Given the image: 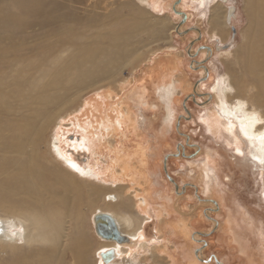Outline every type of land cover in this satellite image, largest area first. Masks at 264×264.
Masks as SVG:
<instances>
[{
    "label": "bare ground",
    "instance_id": "1",
    "mask_svg": "<svg viewBox=\"0 0 264 264\" xmlns=\"http://www.w3.org/2000/svg\"><path fill=\"white\" fill-rule=\"evenodd\" d=\"M57 1L0 0V210L6 213L0 214V250L9 253V260L0 264H93L86 256L93 250L86 231L90 210L94 230L96 216L108 214L126 240L107 241L96 232L102 241L95 264L145 256L142 264L149 252L152 257L166 255L169 264H203L191 251L192 239L197 240L189 223L175 220L164 194L157 195L165 200L154 207L151 197L156 195L143 184L153 153L139 118L143 115L153 127L164 113L163 133L170 130L173 115L165 111L171 110L165 102H178L175 89L180 86L174 68H154L139 84L118 78L123 64L142 60L148 41H137L138 47L128 42L144 33L155 41L168 25L128 4L132 12L116 18L121 28L91 37L75 31L64 11L66 1ZM139 1L152 5L155 0ZM217 9L210 17L211 37L221 38L228 25ZM247 10L249 30L239 54L242 76L236 79L229 71L213 84V96H206L214 99V109L204 119L211 133L231 144L235 160L264 173V0H249ZM168 35L172 40L173 33ZM208 50L212 54L214 49ZM207 74L212 80L213 74ZM107 80L112 87L102 85ZM98 84L96 94L84 95ZM250 89L255 92L247 95ZM83 96L81 111L74 110ZM141 105L149 110L156 106V111L149 117L147 110L140 114L136 106ZM54 123L55 134L48 140ZM46 140L51 160L41 152ZM209 164L204 162L201 174L210 179ZM101 196L104 207L98 208ZM167 235L178 256L170 253ZM238 242L247 249L243 240Z\"/></svg>",
    "mask_w": 264,
    "mask_h": 264
},
{
    "label": "rangeland",
    "instance_id": "2",
    "mask_svg": "<svg viewBox=\"0 0 264 264\" xmlns=\"http://www.w3.org/2000/svg\"><path fill=\"white\" fill-rule=\"evenodd\" d=\"M65 1L67 9L64 11L70 17L68 23L73 25L76 32L91 35V37L96 32L109 33L112 27L117 25V28H121L122 25L116 18L118 15L132 12L127 7L128 4L143 8L148 15L152 14L159 19H164V23L168 25L166 28L168 32L165 33V31L164 34L153 37L155 41L148 39L149 36L144 33L142 36L134 37L138 40L132 38L128 42L138 47L137 41L147 39L148 42H145L143 47L145 55L142 60L123 64L118 74L121 82L130 79L131 83L137 80L135 83L139 84L149 71L161 68L165 64L169 68H174L175 76L180 82V86L175 89V95L179 98L178 102H165L171 107V110L166 108L165 111H170L173 115L170 132L163 133L166 114L161 113L160 118L154 121L153 127L148 126L143 115H140L142 116L139 118L141 129L143 128L142 131H145L151 140L150 142L148 139L152 144L153 153L150 158V174L143 183L144 188L149 193L153 191L156 195L154 198L151 197L154 202L153 206L156 204L158 208L157 205L164 202L165 199H161V196L156 198L159 193L164 194L171 200L172 206L170 205L168 209H171L172 216H176L175 220L182 218L189 223L192 231L191 237L197 240L192 239L194 248L191 251L202 258L203 264H264V259L261 258L264 251V173L262 170L243 165L244 163L235 160V157L233 158L235 152L230 149L231 144L226 138L223 139L218 135L216 137L211 133L204 119L209 110L214 109V99L207 101L206 96L207 94L213 96V84L215 85L222 75L230 73L229 71L232 72V77L237 76L236 79L242 76L239 54L245 41V33L249 30L250 15L247 10L249 0H204L202 2L204 4L199 0H155L152 5H145L139 0ZM157 1L159 7H156ZM231 6H234L235 10L232 20L227 22L228 8ZM215 8L225 13L228 25L221 38L211 37L213 27L210 17ZM174 24H176L175 28ZM196 28L200 30V34ZM169 33H173L170 41L166 38V36L169 37ZM161 35H163L162 38ZM208 47L214 49L212 54ZM227 51H230L232 55H227ZM207 73L213 74L212 80L207 77ZM109 83L111 82L107 80L102 85L112 87ZM100 85L90 88L92 92L89 89L84 95L96 94ZM116 87L118 86L114 84L113 88ZM254 92L255 90L250 89L247 95ZM85 96L74 102V110L81 111L80 107L83 106ZM154 108L149 110L146 105L136 106L140 114L147 110L145 112L148 117L151 110L156 111V106ZM262 109L264 110L263 106ZM148 117L146 116L147 121ZM54 129L55 123L52 124L46 139L53 137ZM48 140L45 142L46 147L42 146L41 152L51 160L49 155L51 146L49 147ZM175 153H179V156H173ZM208 160H210L209 167L212 170L211 176L213 175L210 179L206 178L204 173L201 174V167ZM87 178L84 177V179ZM79 179L84 183L82 187H85L83 188L85 192V182L82 178ZM207 186L210 189L216 186L217 191L210 189L207 191ZM102 199L101 196L96 204L99 205L98 208L104 207ZM215 202H218V208ZM0 214L5 215L6 213L0 210ZM92 214L91 210L87 214L86 231L93 250L87 252L86 256L95 264L98 260L95 252L100 247L102 239L98 238L97 231L94 230ZM169 220H167L168 224L171 222ZM231 225L233 230H236L235 236H232ZM168 237L167 240L171 241L172 237ZM237 237L243 240L247 249H243L244 245L238 242ZM173 242L171 241L172 244L169 245L170 253L178 256L180 253L174 251L173 246L175 247L176 244ZM4 253L0 250V262L9 260V255H7L9 253L5 255ZM151 255L152 253L149 252L146 255L147 262L142 261V264L170 263L169 258L164 254L159 257ZM142 257L137 260L123 257L124 259H120L116 264H141Z\"/></svg>",
    "mask_w": 264,
    "mask_h": 264
},
{
    "label": "water",
    "instance_id": "3",
    "mask_svg": "<svg viewBox=\"0 0 264 264\" xmlns=\"http://www.w3.org/2000/svg\"><path fill=\"white\" fill-rule=\"evenodd\" d=\"M234 10H235L234 6H231L228 9V21L229 22L232 20V16L234 14ZM233 30H234V32H236L235 29H233ZM222 47H225V46H222ZM179 153H175V154H173V156L177 157V156H179ZM182 154L186 155L185 153H182ZM100 217H101V220H100ZM96 218H97L96 231L100 235L101 234L102 235H106L105 237L107 239H109V240H113V241H116V242H119V243H125V241H126L125 240V235L120 231L115 219L111 215L99 213L96 216ZM150 231L153 234V231L152 230H150ZM102 256L106 259V256H104V253H102Z\"/></svg>",
    "mask_w": 264,
    "mask_h": 264
}]
</instances>
